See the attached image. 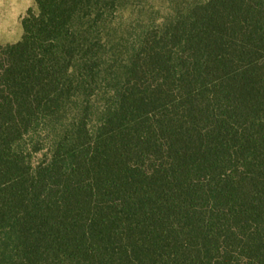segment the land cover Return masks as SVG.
Masks as SVG:
<instances>
[{
    "label": "trees",
    "instance_id": "16d2710c",
    "mask_svg": "<svg viewBox=\"0 0 264 264\" xmlns=\"http://www.w3.org/2000/svg\"><path fill=\"white\" fill-rule=\"evenodd\" d=\"M144 2L0 46V264H264V0Z\"/></svg>",
    "mask_w": 264,
    "mask_h": 264
},
{
    "label": "rangeland",
    "instance_id": "374dc122",
    "mask_svg": "<svg viewBox=\"0 0 264 264\" xmlns=\"http://www.w3.org/2000/svg\"><path fill=\"white\" fill-rule=\"evenodd\" d=\"M172 1L178 0H145L144 3L149 15L160 18L172 8ZM29 10L37 12L35 0H0V46L22 39V21Z\"/></svg>",
    "mask_w": 264,
    "mask_h": 264
}]
</instances>
